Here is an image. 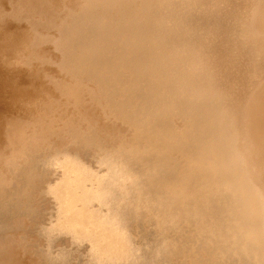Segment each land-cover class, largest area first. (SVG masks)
Here are the masks:
<instances>
[{
	"label": "rangeland",
	"instance_id": "1",
	"mask_svg": "<svg viewBox=\"0 0 264 264\" xmlns=\"http://www.w3.org/2000/svg\"><path fill=\"white\" fill-rule=\"evenodd\" d=\"M82 1L36 27L43 47L61 43L33 56L50 61L55 94L0 157V264H264L251 174L222 119L264 72V48L247 37L252 7ZM124 13L133 20L114 37L91 22Z\"/></svg>",
	"mask_w": 264,
	"mask_h": 264
},
{
	"label": "bare ground",
	"instance_id": "2",
	"mask_svg": "<svg viewBox=\"0 0 264 264\" xmlns=\"http://www.w3.org/2000/svg\"><path fill=\"white\" fill-rule=\"evenodd\" d=\"M103 1L109 2L114 0H92L90 5H100ZM82 3V0H0V157L4 148L10 146L15 147L21 143L26 132L24 127L26 121L39 117L41 113V111H39L40 105L47 104L49 100L48 97L55 94V88L46 80L52 71L50 68V61H45L46 67H43V63L38 64L33 56L39 57V60L46 59L48 57L46 55H49V57L54 55L57 49L56 45L59 47L61 43H59L56 38L51 39V37L49 41H47L50 45L43 47V37L39 33H36V27L44 22L49 23L51 26L56 20H61V16L59 17L60 13L63 14L64 11H73L76 8H80ZM245 3L247 6L249 5L252 7L250 17L246 21V26L249 29L247 37L249 40L254 41L256 45L264 48V0H246ZM109 12L111 13V11ZM122 16H124L122 19L118 16L117 20L121 21L114 25L108 21H98L95 19H92L91 22L100 25L103 29L102 31L107 32V37L110 38L111 36L114 37L119 35L123 31V27L126 26L130 20H133V17L127 13H124ZM18 20H24L26 22L20 24ZM149 37H151L149 31L143 32V40L147 41L150 39ZM137 38L139 37L137 36ZM30 48H35L34 51L38 55L33 54ZM60 84L65 90L66 86L64 83L60 82ZM65 91L70 94L76 93L71 90ZM76 94H74V97H76V99H74L77 102ZM80 95L78 96L82 98ZM80 98H78L79 101H81ZM84 99L86 100V98ZM231 100L232 103L224 110L225 113L222 116L223 122L225 123L223 129L226 135L229 132L230 135H228L230 138L240 142L238 156L245 159L248 165L247 169L251 175L250 179H246L244 184L252 189L251 193H253L255 203L259 205L258 209L256 207L255 211L256 215L259 217V224L256 226V232L260 237L262 234L264 235V72L258 79L253 78L249 86L242 87L237 94L235 92ZM77 103L80 104V102ZM9 111L12 113L10 114ZM14 111L20 114L18 113V115H16V112L13 113ZM227 117H229L228 123L225 122ZM54 120L55 118H46L43 126L45 128H51L50 124H53ZM14 254H16V252ZM17 257L19 258L18 255H16V257L13 256V260L16 262L15 264H27L26 261L23 260L24 258L21 259L20 257L18 259Z\"/></svg>",
	"mask_w": 264,
	"mask_h": 264
}]
</instances>
